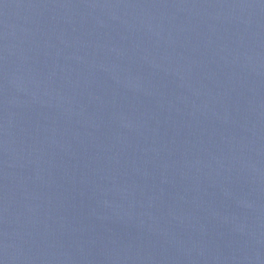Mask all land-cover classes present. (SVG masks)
<instances>
[{"label": "water", "instance_id": "1", "mask_svg": "<svg viewBox=\"0 0 264 264\" xmlns=\"http://www.w3.org/2000/svg\"><path fill=\"white\" fill-rule=\"evenodd\" d=\"M0 264H264V0H0Z\"/></svg>", "mask_w": 264, "mask_h": 264}]
</instances>
